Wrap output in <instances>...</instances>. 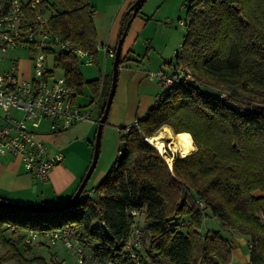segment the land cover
I'll return each instance as SVG.
<instances>
[{"label":"trees","instance_id":"trees-1","mask_svg":"<svg viewBox=\"0 0 264 264\" xmlns=\"http://www.w3.org/2000/svg\"><path fill=\"white\" fill-rule=\"evenodd\" d=\"M133 3L124 13L119 38L128 32ZM95 13L91 0H55L50 27L97 56ZM185 24L182 51L166 62L170 70L184 72L137 119V126L121 128L119 152L93 187L95 196L86 186L63 209L61 221L28 209L35 214H0V243L7 249L0 264L7 257L20 264H62L35 255L23 234L16 240L5 235L8 224L37 228L41 219L50 227L77 226L84 244L99 257L121 251L136 223L145 240L144 264H233L230 240L220 230L202 232L208 215L247 236L251 264H264V0H189ZM125 60L121 57L120 66ZM59 64L78 91L85 85L99 90L100 79L87 80L72 54L64 53ZM166 125L177 134L189 133L196 145L185 156L167 150L174 158L172 168L145 140ZM134 210L145 215L143 225Z\"/></svg>","mask_w":264,"mask_h":264},{"label":"built area","instance_id":"built-area-1","mask_svg":"<svg viewBox=\"0 0 264 264\" xmlns=\"http://www.w3.org/2000/svg\"><path fill=\"white\" fill-rule=\"evenodd\" d=\"M51 3L48 0H8L0 4V156L22 160L28 172L48 181L55 167L64 159L38 131L43 122L50 123L52 133H61L81 122H94V111L99 103L95 98L88 106L78 104L79 91L67 81L60 67V58L70 53L79 60L94 62L95 54L50 27ZM11 49H27L31 56L28 67L19 60H10L11 68L3 69V55ZM111 57L116 48L104 47ZM182 50L176 49V55ZM10 59V58H9ZM57 70H62L59 75ZM183 69L149 72L159 80L162 91L158 101L168 91ZM135 120L132 125L137 126ZM171 167V166H170ZM203 207L204 202L199 201ZM138 215L139 211H132ZM187 220L182 227H186ZM7 231L22 232L29 245L63 244L77 259L78 264H144L145 240L142 228L133 224L124 248L113 256H97L80 237L75 225L40 226L19 229L8 224Z\"/></svg>","mask_w":264,"mask_h":264},{"label":"crops","instance_id":"crops-1","mask_svg":"<svg viewBox=\"0 0 264 264\" xmlns=\"http://www.w3.org/2000/svg\"><path fill=\"white\" fill-rule=\"evenodd\" d=\"M7 1L3 0L2 2L5 3ZM93 1L91 2L96 7L94 23L97 33V56H95L93 63L84 59H76L80 64V68L82 64L91 67L98 66L99 75L96 78L100 79L101 85L97 92L93 91L89 85H85L83 91H79L77 101L81 106H88L95 98H99V103L104 99L105 86L110 75L113 73L115 58L109 56L104 47H117L124 13L130 4L136 0ZM146 5L147 3L145 2L141 12L132 19L123 44L122 57L126 60L119 68V72H121V84L114 115L118 117L121 103H124L123 110L120 113L123 115V119H125V124L131 125L135 120L148 112L159 94L156 78L151 77L149 72L158 71L162 68L166 71L170 70V67L164 68L166 66L162 65L173 58L171 55L176 49L174 47L175 43L172 45L171 50H164L163 47L166 45L163 46L160 42H156L154 53L159 58H162V61H159L156 70L153 69L154 67L150 62L152 57H150V51L155 37L157 36V39L160 38L156 34L157 30L164 36L168 35L172 37L173 34L169 32L171 30L169 26L163 25L160 27L159 24L155 23V21L160 20L159 13L162 11L160 6L153 13L147 14L150 11L146 10ZM166 32L168 34H164ZM145 45H147L146 50ZM28 65L29 61L27 62V67ZM96 109V113L94 111L95 115L93 114L94 122L98 119L96 117L98 109ZM79 124L81 123L77 125ZM42 126H46L47 130L41 132V134L46 143L54 150L62 152L61 148H64V146L70 148L74 144V141H77L72 139L67 144H64L61 137L65 136V131L52 133L48 121L43 122ZM93 127L90 126V132L93 130ZM97 129L95 134H97ZM53 136L54 139L52 138ZM88 136L89 134L85 138ZM82 142H85L84 139ZM92 144L93 141L89 138L86 147L79 155L69 154L67 157L64 155L63 161L55 167L52 177L48 181H43L28 172L21 159L13 156H0V197L24 203L36 202L45 206L62 204L72 197L90 166L94 149L91 155H89L90 151L88 148H90V145L94 147ZM88 158H90V161ZM223 229L225 230L223 236L228 238L232 245L233 264H251L247 236L231 232L225 228ZM203 231V233L207 232L204 229Z\"/></svg>","mask_w":264,"mask_h":264},{"label":"rangeland","instance_id":"rangeland-1","mask_svg":"<svg viewBox=\"0 0 264 264\" xmlns=\"http://www.w3.org/2000/svg\"><path fill=\"white\" fill-rule=\"evenodd\" d=\"M2 1L3 0H0V4L3 3ZM48 1L51 4H53L55 2V0H48ZM91 1H93V0H91ZM188 2H189V0H146V3H147L146 10L150 11V13H147V14L153 13V11H155V9L158 8V6H160V9L162 10L159 13V19L160 20L155 21V23L159 24L160 27L163 25L169 26L171 28V30L169 32H172V34H173L172 37H169L168 35L164 36V35L160 34L159 30H157L156 34L160 38L157 39V36L155 37V40L153 41V44H152L153 47L151 48V51H150V57L152 56L150 62H151V65L154 67L153 69L156 70V68H158L159 61L160 60L162 61V58H159L154 53L155 49H156V42H160L161 44H163V46L166 45L165 47H163L164 50H171L172 45L174 43H175L174 47L176 49H178V51L182 50V42H183V39L185 37V33L187 31V26L185 24V20H186V16H187V4H188ZM164 34H168V32H166ZM146 47H147V45H145V50H146ZM176 49L174 50V52H172L173 54L171 55L173 57V60L176 58ZM30 56H31V54L27 49H11L3 55V58L1 60V67L3 69L11 68L12 63L10 60H13V59L19 60L24 67H27V62H28V59L30 58ZM162 66H166L164 68L170 67L169 64H167V63H164ZM81 70H82V72H83V74L87 80L96 78L99 75L98 74L99 73L98 66L91 67V66H85L82 64ZM57 73L59 75H61V74H63V71L57 70ZM120 80H121V72H119V74H118V84H117L116 94L114 96V99H113V102H112V105L110 108L109 116H108L107 121H106V126L103 129L99 159H98L96 168H95V170H94V172H93V174H92V176H91V178L87 184V189L89 191V194L92 196H95V193L93 191V187L96 185V181L97 180L99 181L101 179V177L104 176V174L111 167L115 158L117 157V154L119 152V148L121 146V143H120L121 128L124 126H130L131 125V124H125V119H123V115H121V113H120L123 110L122 108L124 106V103H121V106L119 108L118 117L117 116L115 117V115H114L116 112L115 109H116L117 104H118V97H119L120 84H121ZM155 80L157 82L156 84L159 87L158 91L160 93L162 91V86H161L158 79H155ZM82 100H84V99H82ZM103 101H104L103 99L100 101L99 106L97 107L98 110L96 109L97 110L96 117L98 118L96 120V122H94V123H91L90 121L87 123L81 122V124H79V125L76 124V125L72 126L71 128L65 130V133H66L65 136L61 137V140L64 144H67L68 141L72 140V139L77 140V141H74V144L70 148H68V146H64V148H61L62 152L64 153V155H66V157L69 154H78L79 155L84 150V148L86 147V144L88 143L89 138L92 141H94V137L96 135L95 132H96V129L98 126L99 116H100L101 111H102ZM155 101H156V99H155ZM95 113H96V111H95ZM113 121H115V122H113ZM90 126H94L93 130L91 132L89 129ZM46 130H47L46 126H41L40 128H38V131H41V132H44ZM88 134H89V136L87 138H85L86 135H88ZM178 135L181 136L180 134H178ZM190 137H191V135H190ZM52 138L54 139V136ZM83 139L85 142H82ZM43 140H44V137H43ZM93 149H94V147L90 145V148H88V150L90 151L89 155H91ZM167 150L170 151L172 154H175V153L180 154L179 152H174L171 148H168ZM168 151L166 153L167 157L170 156L168 154ZM88 160L90 161V158H88ZM254 194L259 195L262 193L256 191V192H254ZM25 204L29 205V206H36V207H57V206L61 205L60 204V205H53V206H45L42 204H37L36 202H25ZM65 212H66V210H62L60 212L59 211L58 212H49V213L44 212V213H40V214L42 217H45V218L58 216L59 221H61V215ZM0 214L7 217V218H10V217H13L14 215H18V214H35V213L33 211L28 212V211L21 209V208L0 205ZM137 219L140 222V224L143 225L145 222V215L144 214L137 215ZM38 222L42 226L48 225L47 219H43V220L41 219ZM203 229L206 231H211V232L216 231V230H220L222 235L225 234V230L223 229V226H222L219 218L215 217L214 215H208L205 218L204 224H203ZM202 232H204V231L202 230ZM21 233L22 232H18V231L13 233V232L6 230L5 235L8 239L16 240ZM31 246H33V250H34L33 253L35 255H42L45 258H47L50 262L56 261V262H62V264H78L76 257L67 248H65V246L63 244H55V245H45V244L44 245H38V244L33 245L32 244ZM6 250H7L6 247L0 243V257L5 255ZM2 264H20V263L13 257H7L4 259Z\"/></svg>","mask_w":264,"mask_h":264},{"label":"water","instance_id":"water-1","mask_svg":"<svg viewBox=\"0 0 264 264\" xmlns=\"http://www.w3.org/2000/svg\"><path fill=\"white\" fill-rule=\"evenodd\" d=\"M145 2H146V0H136L133 3V5L130 7L128 12L132 11L133 14H132L131 19L128 22V26L131 24L132 19L138 14L139 10L143 7ZM126 34H127V32H124L123 35L119 38V41H118V44L116 47V54H115L114 63H113L112 86H111V90H110L109 96L107 98L102 116L100 117V119L98 121V129H97V134H96V141H95L93 158H92L90 166L88 167L81 183L79 184L78 188L74 192L72 198L65 205H61V206H57V207H53V208L29 206L26 204L12 202V201H9V200L3 199V198H0V204L1 205L18 207V208H23V209H28V210L38 211V212L39 211L40 212L61 211L67 207L72 206L79 199V197L82 195L83 191L85 190V188H86V186H87V184H88V182H89V180H90V178H91V176H92V174L96 168V165H97V162L99 159L103 129H104V126L106 124L107 118L109 116L110 108H111V105H112V102H113V99H114V96L116 93V89H117L120 61H121V57H122L123 44H124ZM145 140L148 141V137H146ZM124 148H125V143H123V145H122V151L124 150ZM169 148H170V146H169ZM171 168H172V166H171Z\"/></svg>","mask_w":264,"mask_h":264},{"label":"bare ground","instance_id":"bare-ground-1","mask_svg":"<svg viewBox=\"0 0 264 264\" xmlns=\"http://www.w3.org/2000/svg\"><path fill=\"white\" fill-rule=\"evenodd\" d=\"M163 133V135H161ZM148 141L155 145L161 153L167 158L170 166L173 165V156L167 157V149L170 148L174 152H179L182 156L190 154L196 149L194 142L187 136H179L169 126H164L163 129L159 130L155 135L148 137Z\"/></svg>","mask_w":264,"mask_h":264},{"label":"snow or ice","instance_id":"snow-or-ice-1","mask_svg":"<svg viewBox=\"0 0 264 264\" xmlns=\"http://www.w3.org/2000/svg\"><path fill=\"white\" fill-rule=\"evenodd\" d=\"M161 135H163V133H161ZM180 135L183 136V137H187L188 136L187 133H181Z\"/></svg>","mask_w":264,"mask_h":264}]
</instances>
